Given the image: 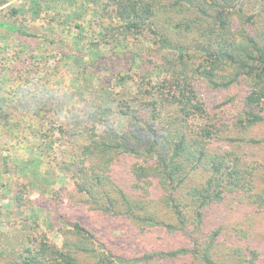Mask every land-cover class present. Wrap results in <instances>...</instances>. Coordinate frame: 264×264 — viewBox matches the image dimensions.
Here are the masks:
<instances>
[{
    "label": "trees",
    "instance_id": "16d2710c",
    "mask_svg": "<svg viewBox=\"0 0 264 264\" xmlns=\"http://www.w3.org/2000/svg\"><path fill=\"white\" fill-rule=\"evenodd\" d=\"M7 2L0 0V7ZM175 3L186 5L192 18L209 20V28L194 29L190 20L163 30L158 19L165 0H27L20 9L24 21L0 20V29L25 39L20 63L29 58L47 65L54 56L36 52L28 41L60 44L74 24L66 45L72 49L58 56L70 70V83L62 94L51 91L58 117L71 108L67 127L57 130L70 146L62 141L55 165L58 174L76 175L83 204L137 225L143 250L135 264H264V153L254 159L248 152L264 151L263 131L254 136L264 129V21L246 14L244 0ZM89 12L99 25L83 24ZM39 22L48 34L33 32ZM114 59L127 68L112 85L105 74ZM8 67L0 63V128L14 118L7 107L17 98L22 111L11 132L39 141L52 128L41 125V111H29L34 95L29 98L28 79L21 77L16 90L5 91ZM168 76L176 83L170 96L157 90ZM76 94H87L93 105L75 108ZM114 116L126 121L121 129ZM52 143L27 144L31 156L19 170L29 179L24 189L46 195L42 184L48 179L40 167ZM120 167L127 188L114 179ZM195 175L205 179L196 181ZM20 194L14 202L21 208ZM154 200L175 224L151 213ZM28 226L12 237L0 236V264H117L121 257L80 221L70 222L65 231L70 237L60 247L33 237Z\"/></svg>",
    "mask_w": 264,
    "mask_h": 264
},
{
    "label": "rangeland",
    "instance_id": "374dc122",
    "mask_svg": "<svg viewBox=\"0 0 264 264\" xmlns=\"http://www.w3.org/2000/svg\"><path fill=\"white\" fill-rule=\"evenodd\" d=\"M175 2L176 0H165V5L161 6L164 12L160 13L158 23L163 30L177 23H189L190 20L194 23V29L199 28L204 30L209 28V20L203 22L192 18L193 15L184 12L186 5L178 4L174 6L176 4ZM244 2L246 4V14L263 22L264 0H244ZM26 3L27 0H8L6 5L0 7V20L17 24L23 22L24 16L20 9ZM14 10L18 12L17 15L12 14ZM91 14L89 12L83 19V24H92V26L99 25L100 21L94 19V16H91ZM66 20L68 19L65 15L63 22ZM104 21L108 23L109 19L106 18ZM41 23L39 22L35 28H32L33 32L38 35L48 34L45 31L46 27H43ZM68 25L70 28L62 34V38H60L62 39V43L60 44L46 46L43 44H32L28 41L29 44L27 46H30L36 52L44 53L45 55L52 54L54 56V59L50 60L47 65L44 63V60L34 62L29 58L24 63H20L17 57L20 55V43L25 41V39L15 37L0 29V63H6L9 66L7 69L10 71L8 86L6 85V90H4L7 93L11 89L16 90L19 87L16 81H19L21 77L22 79H28L26 85L28 91L31 93L29 98L31 95H34V99L31 100L32 108L29 111L31 114H34L38 110L41 111L44 116L41 125H46V131L48 128H52V131L48 132V136L45 138L42 137L39 141L33 140L32 138L27 139L26 136L12 133L10 129L11 124L14 122V118H18L22 110L17 103V98H14L13 102L10 101L11 103L7 107V110L14 118L9 125L0 128V236L7 235L12 237L23 232L22 226L27 223L33 237L41 236L47 238L60 247L66 241L64 237H70V235H66V232L70 229V222L80 221L86 227L93 229L99 238H103V242L106 240L113 250L121 254L120 259L115 260V263L135 264L143 250L141 238L140 236L138 237L139 230H137V225L126 217L103 215L83 204L84 198L77 194L76 191V183L78 182L76 175L58 174L59 171L55 165V161L59 160L61 151L64 149L62 141L65 142V145L70 146L68 137L63 138L57 132L58 127H67L69 123L68 112L66 111H70L71 108H64L69 101L66 99L68 103H65L63 107V111L65 109L68 110H65L64 113L62 112L63 115L58 117L59 115L56 112L58 102L56 99L54 100L55 95L52 93L54 90H57V94H62L67 89L71 79L70 70L58 61L60 53L72 49L70 48L72 44L68 47L66 45L67 37L75 35L73 29L74 24ZM92 30L97 31L98 29L97 27H93ZM199 33L195 32L193 34L199 35ZM84 41H80L78 45L81 46ZM109 68L110 71L105 74V79L111 80V84L114 85L119 78L118 74L124 71L127 66L121 65L118 59H114L111 61ZM111 74L113 77H111ZM53 75L57 76L53 78ZM166 78V80H161V84L157 87V90L164 91V95L170 96L173 93L172 89H176V83L172 82L173 79L171 76ZM129 85L134 86V83L130 82ZM96 91L99 90L96 89L93 94ZM115 92L118 93L117 96L119 98H123L121 94L125 91L122 87H118L115 88ZM86 95L83 94L81 97V94H76L78 98H75L76 103L74 105L77 104L78 106L76 105L75 108L83 111L93 105L92 101L85 100L88 99ZM23 99L26 100L28 98L25 97ZM13 107L16 110L12 109ZM114 119L116 120V127L118 129H121L126 124V121L121 117L114 116ZM262 131L264 133V129L256 131L254 136L259 135ZM52 133L54 134L49 136ZM16 137H19V139H16ZM52 141V149L45 153L44 162L40 167L41 174H46L45 178L48 179L47 183L42 184V189L46 191V195L43 196L37 189H24L23 184H26L29 179L19 171L21 168L20 162L30 159L31 153L26 150L28 147L27 144L33 147L39 144L49 146V143ZM248 152L249 156L254 159L260 158L264 153L260 148H249ZM193 178L199 182L205 179L201 175H195ZM114 179L119 186L127 188L129 180L123 174V168L120 167V171L117 175H114ZM189 186L188 184L184 188L187 189ZM19 191L21 192L19 196H22V203L25 205L21 208L14 202ZM157 201L154 200L156 203H153L149 207L151 213H155L160 220L166 223L175 224V217L166 211L164 212L163 208L157 205ZM30 210L35 214L33 217L29 213ZM98 250H100L99 247Z\"/></svg>",
    "mask_w": 264,
    "mask_h": 264
}]
</instances>
